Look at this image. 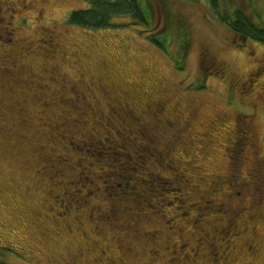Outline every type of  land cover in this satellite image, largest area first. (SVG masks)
Wrapping results in <instances>:
<instances>
[{
	"label": "rangeland",
	"instance_id": "1",
	"mask_svg": "<svg viewBox=\"0 0 264 264\" xmlns=\"http://www.w3.org/2000/svg\"><path fill=\"white\" fill-rule=\"evenodd\" d=\"M140 1L96 30L89 0H0L5 264H264V45Z\"/></svg>",
	"mask_w": 264,
	"mask_h": 264
},
{
	"label": "trees",
	"instance_id": "2",
	"mask_svg": "<svg viewBox=\"0 0 264 264\" xmlns=\"http://www.w3.org/2000/svg\"><path fill=\"white\" fill-rule=\"evenodd\" d=\"M90 7L72 11L69 17L71 24L91 28L105 29L113 26L117 17L129 16L134 21L149 24L150 20L141 6L140 0H89ZM148 1V0H146ZM212 10L241 38L251 39L264 45V23L255 22L242 8L233 9L223 6L221 0H209ZM185 39V38H184ZM154 42L161 47L165 43L160 39ZM186 44V43H185ZM0 264H5L0 261Z\"/></svg>",
	"mask_w": 264,
	"mask_h": 264
},
{
	"label": "flooded vegetation",
	"instance_id": "3",
	"mask_svg": "<svg viewBox=\"0 0 264 264\" xmlns=\"http://www.w3.org/2000/svg\"><path fill=\"white\" fill-rule=\"evenodd\" d=\"M167 124V123H166ZM167 125H171V124H167ZM169 127H171V126H169ZM154 237H155V235H154ZM251 249V251H248V252H250V253H253V247L252 246H249L248 247V250H250ZM180 253H184L185 251H179ZM172 253H177L176 251H173ZM194 255H197V253L195 252L194 253ZM198 256V255H197ZM103 259H101V261H102ZM172 261H174V259H172ZM103 262V261H102ZM175 262V261H174ZM108 264L110 263V264H116V262H115V260H112V262H107ZM176 263V262H175Z\"/></svg>",
	"mask_w": 264,
	"mask_h": 264
}]
</instances>
